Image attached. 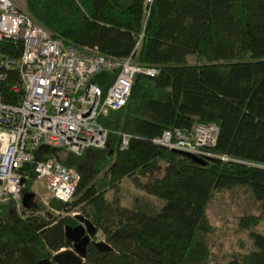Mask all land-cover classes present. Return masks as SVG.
<instances>
[{
	"label": "trees",
	"instance_id": "1",
	"mask_svg": "<svg viewBox=\"0 0 264 264\" xmlns=\"http://www.w3.org/2000/svg\"><path fill=\"white\" fill-rule=\"evenodd\" d=\"M24 7L66 44L116 58L132 54L159 73L138 74L125 105L98 118L108 131L104 147L80 155L37 147V160L75 169L77 187L64 216L44 212L41 203H28L34 212L26 216L13 200L0 203V264H53L54 253L72 247L65 226L78 223L73 212L97 229L81 264H264V0H24ZM21 51L20 41L0 42V56L19 58ZM116 73L94 81L106 90ZM22 96L18 70H9L0 98L18 103ZM195 124L216 125L213 151L237 162L204 166L152 142L165 129ZM121 133L130 136L126 149ZM159 159L166 162L163 175L143 180ZM20 170L23 196L36 179L31 165ZM125 179L145 193L132 195L130 206L121 204ZM235 189H246L259 204L258 214L237 221L251 248L217 263L206 239L212 230L206 210L214 195ZM99 237L111 250L96 248Z\"/></svg>",
	"mask_w": 264,
	"mask_h": 264
},
{
	"label": "built area",
	"instance_id": "2",
	"mask_svg": "<svg viewBox=\"0 0 264 264\" xmlns=\"http://www.w3.org/2000/svg\"><path fill=\"white\" fill-rule=\"evenodd\" d=\"M4 39L20 41L22 51L19 58L0 56V81L9 70H18L23 96L18 103L0 98V203L13 200L20 206L24 188L20 168L31 165L49 199L65 204L76 190L79 173L56 159L37 160V147H62L76 155L88 147H104L108 131L98 118L125 105L138 74L155 76L159 69L134 62L132 54L116 58L97 47L66 44L15 0H0V42ZM115 70L106 90L94 81L98 74ZM11 90L17 87L12 85ZM217 133L214 124H195L190 130L165 129L152 142L205 161L237 162L213 151ZM129 139L121 133V149L127 148Z\"/></svg>",
	"mask_w": 264,
	"mask_h": 264
},
{
	"label": "rangeland",
	"instance_id": "3",
	"mask_svg": "<svg viewBox=\"0 0 264 264\" xmlns=\"http://www.w3.org/2000/svg\"><path fill=\"white\" fill-rule=\"evenodd\" d=\"M20 5L24 6V0H15ZM192 57H188L191 60ZM166 167V162L159 159L151 166L146 174L142 177L143 180H150L152 178L160 177L163 175ZM122 191L125 196L121 199V204L125 206H130L132 195H143L145 194L139 188H136L130 179H125L120 183ZM24 208H19L20 206H15V211L18 214L26 216L34 212L28 203L33 204H43L46 208L44 212L50 213L51 210L47 206L49 199V194L45 190L43 182L41 180H35L34 184L30 187L28 193H25ZM114 196V191H110L107 194V198L110 199ZM23 197V196H22ZM151 201L159 202L151 195H147ZM21 202H19V205ZM259 204L252 199V196L246 189H235L230 192L217 193L213 196L210 201L206 216L208 222L211 225V232L208 233L207 242L211 253L213 254L215 262H222L226 259L236 255L238 257H243L251 248V243L247 234L238 229L237 221L238 218L245 214H258ZM60 216H64L67 213L63 210L61 212H55ZM76 212L70 213L73 215ZM101 240L102 238L99 237ZM72 248H65L69 250Z\"/></svg>",
	"mask_w": 264,
	"mask_h": 264
},
{
	"label": "water",
	"instance_id": "4",
	"mask_svg": "<svg viewBox=\"0 0 264 264\" xmlns=\"http://www.w3.org/2000/svg\"><path fill=\"white\" fill-rule=\"evenodd\" d=\"M173 151L192 158L200 165H208L207 161L195 157L189 153L179 150ZM25 196L26 195H23V200ZM48 206L55 212H61L64 209V203L54 199L53 197L48 200ZM73 216L78 221V223L75 226H65V237L72 242V249L62 250L54 253L52 256L53 264H81L83 262V255L86 245L91 241L92 236H94V234L97 232V229L89 219L79 213H74ZM94 244L99 251L111 250V246L104 240L96 241ZM38 264H50V260L42 259L38 261Z\"/></svg>",
	"mask_w": 264,
	"mask_h": 264
},
{
	"label": "flooded vegetation",
	"instance_id": "5",
	"mask_svg": "<svg viewBox=\"0 0 264 264\" xmlns=\"http://www.w3.org/2000/svg\"><path fill=\"white\" fill-rule=\"evenodd\" d=\"M75 226V225H74ZM68 248H72V247H68Z\"/></svg>",
	"mask_w": 264,
	"mask_h": 264
}]
</instances>
